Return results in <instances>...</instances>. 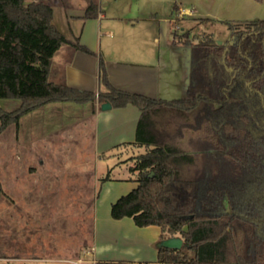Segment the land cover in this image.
<instances>
[{"label": "trees", "instance_id": "1", "mask_svg": "<svg viewBox=\"0 0 264 264\" xmlns=\"http://www.w3.org/2000/svg\"><path fill=\"white\" fill-rule=\"evenodd\" d=\"M100 12L90 0L83 18ZM178 22L174 44L192 48L186 98L117 89L101 56L100 89L82 91L67 85L64 62L95 53L59 31L44 0H0V100L13 105H0V134L50 103L134 105L136 140L117 147L146 151L129 159L137 187L112 204V218L160 227V243L182 240L180 249L159 245L157 264H264V19L221 22L230 39L220 43Z\"/></svg>", "mask_w": 264, "mask_h": 264}, {"label": "rangeland", "instance_id": "2", "mask_svg": "<svg viewBox=\"0 0 264 264\" xmlns=\"http://www.w3.org/2000/svg\"><path fill=\"white\" fill-rule=\"evenodd\" d=\"M49 1L81 7L88 0ZM171 2L154 0L152 5L157 3L164 16L172 13ZM65 15L56 11L54 24L74 40L71 28L76 21L62 19ZM181 25L192 29V36L213 33L219 42L230 39L229 27L221 22L182 20ZM0 105L13 108L7 100H0ZM94 122L90 106L56 102L1 132L0 264H90L96 212L101 226L112 204L135 188L137 175L131 172L134 163L129 159L146 151L145 147H117L97 155ZM118 227L114 226L115 236L125 231ZM113 242L109 257L132 256L118 253L119 246ZM122 262L133 264L129 260L110 264Z\"/></svg>", "mask_w": 264, "mask_h": 264}, {"label": "crops", "instance_id": "3", "mask_svg": "<svg viewBox=\"0 0 264 264\" xmlns=\"http://www.w3.org/2000/svg\"><path fill=\"white\" fill-rule=\"evenodd\" d=\"M44 1L53 8L54 18L56 11H63L66 15L62 19L76 21L74 28L70 26V39L79 38L82 46L95 53L92 55L78 50L71 60L64 62L68 86L82 91H98V57L101 56L114 87L167 101L187 97L192 59L191 46L174 44L172 22L178 19L184 30L186 28L181 25L182 20L226 22L264 19V2L254 0H172L173 11L164 16H160L157 3L152 5L154 0H93L101 12L97 18L86 19L83 17L89 0L81 7L74 6V3L63 7L59 3L54 5L49 0ZM175 5L179 8L177 12H174ZM66 56V50H62L61 58ZM86 105L90 106L95 120L93 142L97 155L119 145L135 142L141 117L138 107L129 104L123 108L112 107L102 111V104ZM8 162L7 159L5 163ZM96 217L97 235L93 240L92 252H89L92 255L88 263L110 264L129 260L133 264H157L160 227L141 228L131 218L115 220L109 211L100 226L98 211ZM115 225L125 231L115 236ZM113 241L119 246L118 253L132 256L109 257L111 245L115 244Z\"/></svg>", "mask_w": 264, "mask_h": 264}, {"label": "water", "instance_id": "4", "mask_svg": "<svg viewBox=\"0 0 264 264\" xmlns=\"http://www.w3.org/2000/svg\"><path fill=\"white\" fill-rule=\"evenodd\" d=\"M220 43V42H219ZM112 109V105L109 102H105L101 105L102 111H107ZM160 246L166 248L180 249L182 247V240L178 237L168 238L160 243Z\"/></svg>", "mask_w": 264, "mask_h": 264}]
</instances>
